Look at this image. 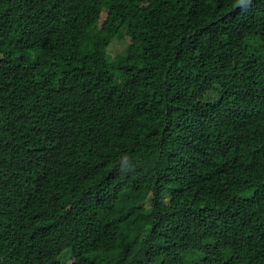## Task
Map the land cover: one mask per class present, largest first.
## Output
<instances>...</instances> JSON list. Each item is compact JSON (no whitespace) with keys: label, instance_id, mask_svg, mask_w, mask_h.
Masks as SVG:
<instances>
[{"label":"trees","instance_id":"16d2710c","mask_svg":"<svg viewBox=\"0 0 264 264\" xmlns=\"http://www.w3.org/2000/svg\"><path fill=\"white\" fill-rule=\"evenodd\" d=\"M235 4L0 0V264H264V0Z\"/></svg>","mask_w":264,"mask_h":264},{"label":"rangeland","instance_id":"374dc122","mask_svg":"<svg viewBox=\"0 0 264 264\" xmlns=\"http://www.w3.org/2000/svg\"><path fill=\"white\" fill-rule=\"evenodd\" d=\"M129 40H125L123 42L120 41H115L111 47H110V53L112 55L117 54V53H121L124 52L126 50V46L128 44ZM218 90H214V93L212 94V96H210V98L212 99H216L218 96Z\"/></svg>","mask_w":264,"mask_h":264},{"label":"clouds","instance_id":"9594fccd","mask_svg":"<svg viewBox=\"0 0 264 264\" xmlns=\"http://www.w3.org/2000/svg\"><path fill=\"white\" fill-rule=\"evenodd\" d=\"M251 3V0H236V4L234 6H246ZM121 170H125L129 167V157L127 155H124L121 157Z\"/></svg>","mask_w":264,"mask_h":264},{"label":"bare ground","instance_id":"6f19581e","mask_svg":"<svg viewBox=\"0 0 264 264\" xmlns=\"http://www.w3.org/2000/svg\"><path fill=\"white\" fill-rule=\"evenodd\" d=\"M83 97V96H82Z\"/></svg>","mask_w":264,"mask_h":264}]
</instances>
